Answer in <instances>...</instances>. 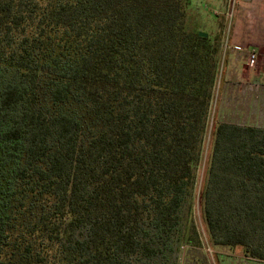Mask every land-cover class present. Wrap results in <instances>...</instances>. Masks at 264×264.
Instances as JSON below:
<instances>
[{
    "label": "trees",
    "instance_id": "obj_1",
    "mask_svg": "<svg viewBox=\"0 0 264 264\" xmlns=\"http://www.w3.org/2000/svg\"><path fill=\"white\" fill-rule=\"evenodd\" d=\"M189 4L0 0V264H177L199 247L221 36L187 30ZM202 214L214 245L264 262V128L213 124Z\"/></svg>",
    "mask_w": 264,
    "mask_h": 264
},
{
    "label": "rangeland",
    "instance_id": "obj_2",
    "mask_svg": "<svg viewBox=\"0 0 264 264\" xmlns=\"http://www.w3.org/2000/svg\"><path fill=\"white\" fill-rule=\"evenodd\" d=\"M185 26L191 32L205 34L210 40L220 35L221 41L219 44L216 82L208 113L207 129L202 144L200 163L195 170L196 182L193 196L190 200V205L192 206L190 218L193 225H195L200 245L199 247H193L180 243L176 263L264 264L263 261L244 257L240 248L214 245L207 233L202 214V195L206 185L211 154L212 129L213 124L221 122L218 120L221 104L220 89L225 84L226 70L230 65H235L239 76L245 73L248 76L252 75L255 68L259 67V63H257L255 68H249L246 58H242L235 63L234 57L231 56L230 59L233 60H230L231 63L228 62L227 58L231 53L230 49L232 47V36L235 31L240 36L236 38L239 42H244L245 44L251 43L252 49L256 51L264 50V0H190L185 17ZM224 40H226V47L223 45ZM235 48L234 45L233 49ZM263 53L264 51L261 52V54ZM259 60L264 62V55L259 56ZM261 76L264 82V69ZM250 81H252L251 78ZM252 110L255 112L256 109L250 106L246 109L235 107L233 113L231 112V115H233L231 123H238L241 126H264V123L254 124L249 120L253 116ZM185 214L188 217L189 214ZM187 220H189V217Z\"/></svg>",
    "mask_w": 264,
    "mask_h": 264
},
{
    "label": "crops",
    "instance_id": "obj_3",
    "mask_svg": "<svg viewBox=\"0 0 264 264\" xmlns=\"http://www.w3.org/2000/svg\"><path fill=\"white\" fill-rule=\"evenodd\" d=\"M239 37L240 36L238 35V33L234 31L231 41V53L227 58L228 62L231 63V61L234 59L235 63H237V61H240L242 58H246L249 68H255L257 66V63H259V67L255 68V71L252 72V75L250 74L248 76L246 73L239 76L238 70L235 68V65H230L228 67L225 73V78L223 76L225 84L224 86L222 85L223 88L220 89L221 104L219 107L220 115L218 120L221 121L220 123L240 125L238 123H231L233 120L231 119L233 117V115H231V112L233 113V109L235 107L246 109L250 106L255 108L256 110L255 112L254 110H252L253 116L250 117L249 120L254 124L264 123V82L262 81L261 76L264 69V62L259 60V56L264 55V53L261 54V52H263L264 50L256 51L252 49L251 43L245 44L244 42H239V40L236 39ZM234 45L236 47L235 49H233ZM252 53L254 54V59L257 58L255 59V61L254 59H250V55ZM231 56L234 57L232 60L230 59ZM250 78L252 79V81H250ZM260 127L264 128V126Z\"/></svg>",
    "mask_w": 264,
    "mask_h": 264
},
{
    "label": "built area",
    "instance_id": "obj_4",
    "mask_svg": "<svg viewBox=\"0 0 264 264\" xmlns=\"http://www.w3.org/2000/svg\"><path fill=\"white\" fill-rule=\"evenodd\" d=\"M223 45L226 47V40H224ZM250 59H251V60L254 59V54H253V53L250 55Z\"/></svg>",
    "mask_w": 264,
    "mask_h": 264
},
{
    "label": "water",
    "instance_id": "obj_5",
    "mask_svg": "<svg viewBox=\"0 0 264 264\" xmlns=\"http://www.w3.org/2000/svg\"><path fill=\"white\" fill-rule=\"evenodd\" d=\"M199 35H200L201 37H205V36H206V35L203 34V33H199Z\"/></svg>",
    "mask_w": 264,
    "mask_h": 264
}]
</instances>
